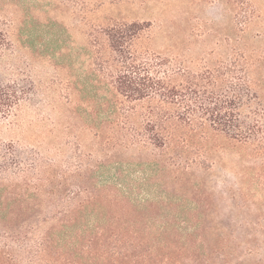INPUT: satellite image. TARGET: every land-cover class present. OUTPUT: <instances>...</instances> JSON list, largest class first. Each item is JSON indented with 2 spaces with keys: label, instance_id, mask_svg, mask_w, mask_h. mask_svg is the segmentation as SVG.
Listing matches in <instances>:
<instances>
[{
  "label": "trees",
  "instance_id": "1",
  "mask_svg": "<svg viewBox=\"0 0 264 264\" xmlns=\"http://www.w3.org/2000/svg\"><path fill=\"white\" fill-rule=\"evenodd\" d=\"M235 1L248 6L243 24L257 22L248 0ZM147 26L101 28L92 43V71L109 95L91 119L101 128V160L92 149L91 164L69 175L38 153L22 155V169L16 156H0V264H246L238 255L253 253L224 229L209 240L196 210L195 224L180 223L181 213L160 205L183 198L153 197L149 175H157L156 192L168 177L198 188L187 176L204 170L212 135L264 156V48L253 45L261 35L242 36L226 70L199 75L141 49ZM9 46L0 28V58ZM19 102L0 82V116L13 117Z\"/></svg>",
  "mask_w": 264,
  "mask_h": 264
},
{
  "label": "rangeland",
  "instance_id": "2",
  "mask_svg": "<svg viewBox=\"0 0 264 264\" xmlns=\"http://www.w3.org/2000/svg\"><path fill=\"white\" fill-rule=\"evenodd\" d=\"M247 2L260 16L250 26L243 24L248 6L235 0H0V28L10 42L0 58V82L20 98L13 117L0 116V156H16L22 169V155L38 153L69 175L91 164L92 149L101 160V128L96 132L91 123L109 100L92 71V43L102 40L101 28L148 24L138 40L141 49L160 56L167 67L203 75L229 68L236 48H243L242 36L250 41L260 34L253 45L264 48V0ZM212 138L201 161L204 170L187 176L198 188L168 177L162 194L154 191L158 179L151 173L153 197H182L160 206L181 213L179 222L189 227L196 210L209 240H218L211 233L224 229L230 240L253 246L252 254L237 259L264 264V156L256 147L241 151Z\"/></svg>",
  "mask_w": 264,
  "mask_h": 264
}]
</instances>
